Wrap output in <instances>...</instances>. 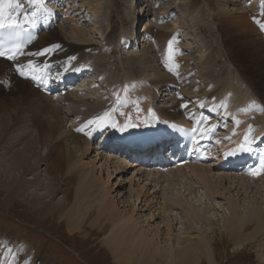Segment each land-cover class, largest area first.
<instances>
[{
  "label": "bare ground",
  "instance_id": "bare-ground-1",
  "mask_svg": "<svg viewBox=\"0 0 264 264\" xmlns=\"http://www.w3.org/2000/svg\"><path fill=\"white\" fill-rule=\"evenodd\" d=\"M42 1L43 6H39ZM42 1L40 3H32L30 0H19L20 7L17 8L15 6V0H13L12 13L15 14L18 19L21 18L22 14H24V17L25 15H31L34 19L42 21V25L49 29V31L43 33L37 42L27 51L24 58L19 60L17 63L18 72H15L14 66L11 67L10 64L0 60V96L7 98L8 96L16 97L19 95V99H16L17 101H12L13 105L17 107L18 104L26 103L27 106L25 129L26 149L17 155L11 169L19 170V173L22 175L26 172V176H31V179H28L31 181L26 183V192L28 188L35 185L39 188V191H42L44 189L43 186L48 184L45 193H36L35 196L31 198H28L26 195V201L29 203L33 202V207L35 209L38 208L40 214L44 217L58 212L59 219L66 221L69 233L85 232V228H89L90 230L97 229L99 230L98 234L104 232L103 243L111 250L113 258L120 264H132L134 262L139 264H201L202 259L209 264H214V261L216 262L214 244L210 241V234L205 230H198L194 227V224L206 223L212 220L206 219L205 222L194 205L186 203L183 200L175 201L173 197L167 196V198H164L162 201L159 197L158 191L160 188L171 181L173 184L187 185L186 187L191 193H194L196 188H198L196 184L204 186L206 189L210 190L211 194L217 197H223L229 193L230 196L228 199L232 205V215L227 220V223H230L228 227L230 231H232V234L239 237L240 243H238L237 250L241 249L243 246L245 247L251 240L255 239L264 227V213H261L256 207L258 199L250 201V207H248L247 212L243 214L236 213V208L240 207L239 204L241 201L239 199L232 200L234 199V195H232L231 190L224 185L227 180L236 184L235 178L237 176L232 173L219 172L204 166L180 168L176 171H171L167 175L143 173L140 172V169L137 167H129L127 162L116 158L113 152L100 153L98 148L93 144V139L104 130L108 129L113 122L119 123L116 130H118L119 127H123L126 122L135 125L134 127H128L124 131H121L122 134H131L138 130V126H145L148 120L146 109L150 105H154L157 113L167 121L179 119L194 120L199 118L198 110L204 106L199 105L198 100L203 101V94L209 91V89L212 91L210 98L214 97L216 100L222 99L230 104H220L218 111L214 108L212 109L215 114L226 109L228 111L226 115H229L228 117L223 116L226 118V122L230 120L234 122V125L231 127L235 131L232 133L230 132L231 134L229 133V136L222 139L226 142L228 147L237 142V133L246 127L252 118L259 124L257 125L258 127L261 126L260 130L263 132L264 111L261 109L259 103L253 99L251 93L245 90L244 84L249 81L244 77L243 69L232 66L227 60L230 59L229 53L232 52L231 44H226L225 42L223 45L220 44L222 51L226 53H223V55L227 57L225 64L228 74L225 81L221 79V83L223 84H221L220 88L217 90L212 89L214 87L213 83L216 78V71H210L209 69V66L213 62L211 53L207 54L209 51L208 49L201 51V58H193L192 54H189L190 57H186L181 53L179 60L180 62L186 63V67L181 63L178 66V73L182 76L173 80L171 76L164 73L165 70L162 66V69L157 67L161 59L160 57L169 58V55L162 52V48L168 46L172 36L167 40H160L158 43L151 41L152 46L149 51L152 48V53L154 55L161 52L158 56L156 55L157 61H150L149 63H151V66L149 65L148 67L152 68L151 71L153 74L151 75H156L157 79L148 84L143 83L140 85L142 88L141 98L137 97V99H135L136 105L134 107L129 108V106L133 104V101H128L126 104V98L120 102L123 105L122 108L125 110L128 108L132 113L128 111L122 112V117L117 119L112 118L114 114V111H112V114H110L105 121H97L89 124V121H96L97 117L104 116L106 112L108 113L110 106L113 104L109 103L103 96H95V99H93V97L83 98L78 95V91L76 90L67 93L65 98L61 101L50 99L35 89L32 84V80L35 81V75H32L31 78L28 76L27 71L30 70L34 72V74L40 71L42 65L39 68L38 59L41 55L38 53V50L46 46L45 49L49 51H44L43 54H52L53 60L57 61L55 66L52 67L53 72L56 73V77L60 74L68 75L74 68H76V70L73 73H78L79 71L89 73L87 69L88 64L86 62L93 53L91 45L94 44H92L91 40L98 37L100 31L98 29L90 30L89 38L85 39L84 30L77 28L79 25L75 21H70V19H68L72 26L70 30L65 28L67 24L52 29V25H54L53 18L61 9L55 8L53 4L52 7L48 5V0ZM101 2L102 0H95L93 5L88 2L87 4L84 3L83 6L86 5L92 12L96 11L98 15L101 10ZM140 3L141 2H139V4ZM146 3H148V1L144 0L141 4L144 6ZM239 5L238 0H217L219 13L216 14L213 10H209L212 21L203 26L207 28V31H210L208 28L210 27V29L212 28L218 33H223V31L228 30L229 32L233 31L232 40L235 41V47L238 48L239 53H241L249 63L252 62L257 65V69H253L256 73H264V39L258 40L252 36V34H255L258 37L264 38L261 34L264 30V5L256 3L248 8H242V6L239 8ZM10 7L11 6H8V10ZM36 7H38V9ZM27 9H29V11ZM146 9L148 13L141 7L142 12H144L143 15H140L139 21L137 22V40L134 46L137 44L140 46L139 39L142 33L146 32L150 40H152L153 37V25H150L146 30H138L141 22L140 19L152 16V10L149 5L145 6V10ZM239 11L241 12L236 19L229 15V12ZM35 15H37V17H35ZM217 16H219V18ZM217 20L222 23H218ZM249 20H256L259 22L252 25ZM134 24H136V22H134ZM134 24L131 28V32L135 27ZM201 24L202 23H200V25ZM209 24H211V26ZM142 25L143 24H141V26ZM252 28L254 29L252 30ZM113 29H115L114 25ZM133 34L135 33H130L129 35L127 32V37L130 39L129 36H133ZM53 37L56 40H53ZM131 39L133 40L134 37ZM47 40H51V42H46ZM106 41V47L100 50V53L105 51L110 53L113 57L116 56V51L111 50L116 40L109 36ZM220 47H218V50L221 51ZM147 53L149 52L146 51V54ZM72 55L75 59H70ZM170 55L172 54L170 53ZM129 61L130 64H132L135 61L137 62L138 59L131 57L127 59V63ZM83 62H85L84 65ZM30 65L32 67H29ZM101 65L102 63L99 66ZM196 65L198 67H195ZM35 67L36 71H33L32 69ZM21 71L24 72V75L19 77ZM129 72V74H131V79L128 78L129 76L127 77L123 74L121 79H119V84H117V87H119L118 89L125 97L127 96V91L130 90L136 80L131 69H129ZM107 77L108 76H101L97 77V79L102 81L105 85L109 82L111 76L108 77L109 79ZM187 77L200 80V86L203 87L202 91H195L198 84H192L190 88L185 89L184 84L188 82ZM259 77L260 79H264V75ZM95 82L97 84H92L93 86L89 87V89H94V86L98 85L99 82ZM210 84L212 85L211 88L207 89L206 87ZM5 85L6 89L4 88ZM172 87L175 90L176 87H181L180 93H182V95L191 96V101L198 104L197 110H192L191 107H186L185 110L182 109L180 103L185 101V99L177 101V95L170 91ZM228 91H231L232 97L226 98L225 94ZM92 92L98 93L99 91L92 90L91 94H93ZM164 92L170 93L164 94ZM160 93L163 98L171 96L170 99H164L167 101L163 100L165 102L164 104L167 105H160L159 101L157 103L155 102ZM61 102L68 103L67 110L62 109L59 105ZM217 102L214 104H217ZM2 104V107H0L2 108V112L0 111V138L2 132L7 134L14 130L11 125L15 122L13 118L6 115V110L4 111V109L9 107L8 103ZM70 104H72V107ZM237 109L239 110L235 111ZM202 112H204V110ZM245 112L250 113V116L253 117H248ZM215 114V121H217L218 114ZM72 119H77L78 122H73L71 121ZM70 121L73 124L71 127L69 126L70 128L67 130L66 125ZM238 121L239 123H237ZM98 123L99 125L94 130V127ZM217 124H219V128H223V130L227 128V125H225L224 122L221 123L220 120ZM36 127L38 136L34 139L31 138L30 134L31 132H35ZM231 127H228L230 131ZM78 129L83 130L78 132ZM29 132L30 134H28ZM228 139L232 141L228 142ZM39 144L47 148V153L44 157H38L36 148ZM14 147L18 148L15 144ZM52 148L56 149L57 155L55 156V161L52 165L44 169L43 166H46V162H48L50 156L55 154ZM214 148H219V145H214ZM0 164H3V161L0 162ZM47 164L51 163L48 162ZM130 170L135 171L134 177L132 176L130 181L132 190L129 193H124L123 189L125 185L118 186V184H116L115 187L110 185V177H113L112 175L115 172L116 174L118 173L116 178H120L122 174ZM188 170L190 175L187 173ZM106 171L108 172L107 179L102 175ZM178 175L181 176L177 177ZM137 177L140 178L137 179ZM238 179L241 181L239 184L240 187H251V184L246 181L247 178L241 177ZM16 183L17 180L15 181V184ZM60 184H62L61 187ZM3 187L6 188L5 186ZM114 193L117 194L113 196ZM59 194L62 195V197L55 205L54 200ZM15 195L14 189H12L11 193L8 192L6 194L5 200L9 201ZM22 195L24 196L23 192ZM244 195L247 196V193H244ZM244 200V202H246V198ZM177 206H180V209H178ZM180 213L184 214L183 218H178ZM178 226H180V228L186 226V230L194 228L191 231L195 234L194 238L190 235L191 233L181 232L179 231L181 230L180 228L177 230ZM251 226H256L255 233L251 236H244L242 231L246 230L247 232ZM5 250H9V247ZM31 256L32 251L28 252L26 247V264L32 261L30 259ZM12 260L13 257L10 258L8 254L4 253L3 256H0V264H9ZM37 262L35 261V264H37ZM42 263L48 264L46 261H42Z\"/></svg>",
  "mask_w": 264,
  "mask_h": 264
},
{
  "label": "rangeland",
  "instance_id": "rangeland-1",
  "mask_svg": "<svg viewBox=\"0 0 264 264\" xmlns=\"http://www.w3.org/2000/svg\"><path fill=\"white\" fill-rule=\"evenodd\" d=\"M94 1L95 0H75V2L78 3L72 4V6L75 7V10H72L70 12V17L72 18L70 19V21H75L76 23L79 22V24L82 23L83 28H81L80 26H77V28L84 30L85 39L89 38L88 34L90 30L96 28L100 31V37L97 40L91 41L92 43L96 44H94L95 49H98L94 50V53L92 54V56L94 55L92 57V61L95 70L100 71V73L103 72V74L105 73L106 75L108 74V77L111 76L110 79L107 77L109 79V82L113 84L116 83V85L119 84V79H121V76H123V74H125L127 77L129 76L128 78L131 79L129 69H131V72L134 73L138 81L139 78H141V84H148L151 81H155L157 77L156 75H151L153 74V72L151 71L152 68H148L149 65L151 66V63L149 62L152 60L157 61L156 58L161 52H158L156 56L152 53V48L149 51L150 47L152 46L151 41H154V43H158V41L167 40L170 38V36H172V34H175L176 37H178V39L182 41V48L190 50V52H187L192 54L193 58H201V51L205 49L209 50L207 54L211 53L213 62L209 66V69L210 71H216L215 82H217V84H221V79L225 81L228 74V70L225 64V60L227 57L226 55H223V53L225 52L222 51V48L220 47V44L223 45L225 42L226 44H231L232 50V52L229 53L230 59L227 60L231 63L232 66L243 69L244 77L249 81L245 84L243 83L245 90L251 93L253 99L259 103L261 109L263 110L262 103H264V79H260L259 76H263L264 73H256V71H254L253 69H257V65L253 64L252 62L249 63L244 58V56L239 53L238 48L235 47V41L232 40L233 31L229 32L228 30L223 31V33H218L212 28L210 29V27H208L210 31H207V28L203 26L212 21L210 18L211 16L209 10H213L216 14L219 13L217 0H165L167 1L166 3H168L167 6L162 9L160 8L159 11L157 8L153 9L158 11L157 14L161 13L163 16L162 18L168 20H171L173 18V23L161 27L157 26V28H154V34L152 32L153 37L149 43V47L147 48V45H144L138 51L126 49L123 42L125 32H128L127 29H129L131 26L132 18L134 17L135 19V16L137 15V10H135V8L131 9L133 0H102L101 10L99 11L98 15L96 11L92 12L86 5L83 6L84 3L87 4L88 2L93 5ZM157 1L158 0H149L151 4L154 2L157 3ZM162 1L164 2V0ZM258 1L261 0H238V3L240 4L239 8L241 6L242 8L251 7ZM71 2V0H66L67 4H71ZM257 4L264 5L262 1L261 3L258 2ZM72 6L66 7L65 10L67 11V8H72ZM83 7L84 9H82ZM85 8H87L89 11L88 15L90 13V21L88 23L83 22L86 21L87 17ZM140 12H142L141 7ZM168 12L171 13L167 14ZM240 12L241 11L229 12V15L233 16L236 19L238 18ZM66 16L68 20L69 15L67 14ZM217 17L219 18V16ZM150 18L151 17L146 18V21L148 22ZM70 21H67L68 23H64L67 24L65 28H67L68 30L72 28ZM151 21H153V19ZM249 21L252 24V21ZM255 21L256 20H253V22ZM62 22H66V19L63 18ZM143 22H140L138 30H146L151 25L150 24L147 26L148 23L145 24V21ZM217 22L220 24L222 23L219 20H217ZM112 23L115 26L116 30L113 29ZM142 23L143 25L140 28ZM200 23L202 24L200 25ZM209 25L211 26V24ZM89 26H93L95 28H88ZM253 29L254 28H252V30ZM142 34H140V36ZM109 36H111L113 39L115 38L116 40V43L112 48V50L116 51V56L113 57L110 54L108 56V54L104 53L105 51L103 53L101 52L102 56H100L99 49L102 48L103 42H105V39H107ZM252 36L253 38L258 40L264 39L263 37H258L255 34H252ZM46 42H51V40H47ZM218 47L221 48V51L218 50ZM146 51H148L149 53L146 54ZM182 53L183 55H185L184 52ZM185 56L190 57L189 54ZM131 57L137 58L138 61H135L132 64H130V61L127 63V59ZM101 63L103 66L101 65L100 68L99 65ZM181 63L186 67V63ZM157 67L162 69L159 63L157 64ZM195 67L198 66L196 65ZM213 84L215 85V83ZM4 88L6 89V85L4 86ZM202 89L203 87L201 86L199 91H202ZM85 92L87 93L88 97H93V99L95 98V95L90 94V91ZM101 94H103V96L106 97L109 101L112 100L111 92L107 89V87L101 92ZM164 94L166 93L164 92ZM170 98L171 96L166 97L165 99ZM16 99H19V95H17L16 97L8 96L7 98H0V107H2V103H8L9 107L4 109V111L6 110L5 113L8 117H11L15 120L13 125H11L12 129L14 130L10 131V129V132L7 134L5 132H2V134L4 135L1 134L2 139L0 138V162L3 161V164H0V253L2 252V250L4 251L5 249H7V241L16 240L17 242L12 241L13 243L11 244L10 252H17V248L21 243L22 247H25V251L26 247L28 249V252L32 251V256L30 258L32 261L27 262L28 264H35V261H39L37 262V264H43L42 261H46L48 264H120L113 258L111 250H109L108 247H106L103 243L104 232L98 234L99 230L97 229L90 230L89 228H85V232L69 233L67 230L66 221H62L59 219L58 212H54L53 214L44 217L40 214V210L38 208L35 209L33 207V202L29 203L26 201V195L28 196V198H31L32 196H35L36 193H45L48 184H45L43 186L44 189L42 191H39V188H37V186L35 185L31 188H28L26 192V183L31 181L28 180L31 179V176H26V172H24V174L22 175L19 173V170L11 169V166L14 163V159L18 154H20L21 151L26 149L25 129L27 106L26 103H23L18 104V106L15 107L12 101ZM164 101H162V103L159 101L160 105L164 104ZM60 106L62 107V109L67 110L68 104L63 103L60 104ZM1 110L2 108H0V111ZM71 121L76 122V119H72ZM71 121L68 124L66 123L67 130L73 124ZM228 122H224V124L227 125ZM230 122L232 121L230 120ZM37 132L38 131L36 127L35 132H31V134L29 132L28 134L31 135V138L35 139V137L38 136ZM18 142L21 144H19ZM14 144L15 146L17 145L18 148L14 147ZM36 150L38 157H44L47 153V148H44L41 144L38 145ZM52 151L55 154L51 155L48 159V162H50L51 164H47L48 162H46V166H43L44 169L45 167L52 165L55 161V156L57 155L56 149L52 148ZM134 171L135 170H130L129 172H126L125 174H122L120 178H116V175L118 173L116 174L115 172L112 175L113 177H110V185L114 187L116 184H118V186L125 185L123 191L124 193H129L132 190L130 181L132 179V176L134 175ZM102 175H104L105 179H107L108 172L106 171ZM188 175H190V173H188ZM180 176L181 175H178L177 177ZM138 178L140 177H137V179ZM238 178L241 177L237 176L235 178L236 184H233V182H230V180H227L224 183V185L231 190V194L234 195V199L232 200L239 199L241 201L239 204L240 207L236 208V213L243 214L247 212L248 207H250V201H255L256 199H258L256 203L257 209L261 213H264V178H261L260 180L256 179L257 181L255 182L247 179L246 181L251 184V187L249 188L240 187L239 184L241 183V181ZM16 180L17 183L15 184ZM61 185L62 184H60V187ZM3 186H5L6 188H4ZM186 186L187 185L184 184H173L171 181L167 185L165 184L164 187L160 188V190L158 191L159 197L162 199V201L164 198H167V196L173 197L175 201L183 200L186 203L194 205L205 222L206 219L212 220L206 223L194 224V227L198 230H205L210 234V241L214 244L216 255V262L214 261V264H264V227L262 231L255 237V239L251 240L245 247L243 246L241 249L237 250L238 243H240L239 237L232 234V231H230L228 227L230 223H227V220L232 215V205L230 204V201L228 199L230 194L228 193V195L226 194V196L217 197L211 194L210 190L199 184H196V187L198 188H196L195 192L191 193V191ZM12 189H14L16 195L11 200L6 201V194L8 192L11 193ZM22 192L24 196L22 195ZM244 193H247V196L244 195ZM116 194L117 193H114L113 196H115ZM61 197L62 195L60 194L56 196L54 200L55 205ZM245 198L246 202H244ZM177 208L180 209V206H177ZM183 216L184 214L180 213L178 218H183ZM177 228V230H179L180 226H178ZM185 228L186 226L180 228L181 230L179 231L184 233H191L190 235L192 236V238H194L195 234L191 232L194 228H190L189 230H186ZM255 230L256 226H251V228L247 232L246 230H243L242 233L244 234V236H251L255 233ZM201 261V264H209L204 259H202ZM9 264H26V253L22 255L17 254L14 261L10 262ZM132 264L139 263L134 262Z\"/></svg>",
  "mask_w": 264,
  "mask_h": 264
},
{
  "label": "snow or ice",
  "instance_id": "snow-or-ice-1",
  "mask_svg": "<svg viewBox=\"0 0 264 264\" xmlns=\"http://www.w3.org/2000/svg\"><path fill=\"white\" fill-rule=\"evenodd\" d=\"M30 2H32V3H40L41 0H30ZM12 4H13V0H0V18L3 17L4 7H5L6 5H7V6H12ZM15 6H16L17 8L20 7L19 0H15ZM14 23H15V22L13 21V24H14ZM3 27H5V25H4L2 22H0V28H3ZM173 42H174V40H173V41H170L169 44H168V48H169V52H170V53L172 52V49H173ZM45 51H49V50H48V49H45ZM40 54H42V53H40ZM4 56H7V59H9V60H13V59H15V52H12L11 54H6L5 51L0 50V57H4ZM171 58H172V57H171V55H170V56H169V59H171ZM72 59H75V58L73 57ZM165 66L168 68V70H169L170 72L174 71V67H173L172 65H169L168 63H166ZM29 67H32V66L30 65ZM175 67L178 68V65H175ZM32 70H33V71H36L35 68H33ZM20 74H21V75H24V72L21 71ZM108 117H109V113L106 112V113L104 114V116L97 117V118H96V121H89L88 123H89V124H92V123H95V122H97V121H105L106 118H108ZM237 123H239V121H238ZM111 126H112V127H117V125H116L115 122H113ZM134 126H135V125L131 124L130 122H126L125 125H124L123 127L120 128V131H124V130H125L126 128H128V127H134ZM78 130H79V131H82L83 129H78ZM245 139L247 140V137H245ZM252 174L255 175L256 173H252Z\"/></svg>",
  "mask_w": 264,
  "mask_h": 264
}]
</instances>
